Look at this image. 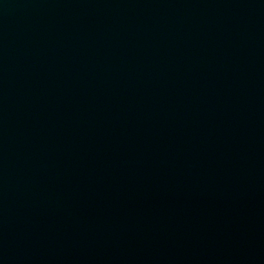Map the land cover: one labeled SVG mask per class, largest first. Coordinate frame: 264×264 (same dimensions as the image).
Instances as JSON below:
<instances>
[{
    "label": "water",
    "instance_id": "1",
    "mask_svg": "<svg viewBox=\"0 0 264 264\" xmlns=\"http://www.w3.org/2000/svg\"><path fill=\"white\" fill-rule=\"evenodd\" d=\"M0 264H264V0H0Z\"/></svg>",
    "mask_w": 264,
    "mask_h": 264
}]
</instances>
